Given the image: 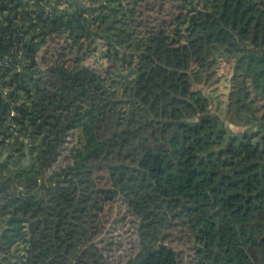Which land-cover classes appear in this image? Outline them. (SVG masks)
I'll use <instances>...</instances> for the list:
<instances>
[{
    "label": "trees",
    "instance_id": "trees-1",
    "mask_svg": "<svg viewBox=\"0 0 264 264\" xmlns=\"http://www.w3.org/2000/svg\"><path fill=\"white\" fill-rule=\"evenodd\" d=\"M0 60V264H264V0H0Z\"/></svg>",
    "mask_w": 264,
    "mask_h": 264
},
{
    "label": "rangeland",
    "instance_id": "rangeland-1",
    "mask_svg": "<svg viewBox=\"0 0 264 264\" xmlns=\"http://www.w3.org/2000/svg\"><path fill=\"white\" fill-rule=\"evenodd\" d=\"M58 41L60 43L64 42L63 40ZM55 47L56 45L50 43L47 47L41 49L38 54L40 64L51 63L52 50ZM88 63L95 67L101 65V63L95 61L94 57H90ZM104 65H106L105 62ZM191 70L194 91L199 92L209 100L211 110L224 119L225 124L230 128L232 133L243 132L245 130L243 122L241 123L238 119H234L232 109L235 110V107L231 109L229 102V94L233 85L231 67L208 47L196 46L192 50ZM2 254L5 257L6 253Z\"/></svg>",
    "mask_w": 264,
    "mask_h": 264
},
{
    "label": "built area",
    "instance_id": "built-area-1",
    "mask_svg": "<svg viewBox=\"0 0 264 264\" xmlns=\"http://www.w3.org/2000/svg\"><path fill=\"white\" fill-rule=\"evenodd\" d=\"M9 62H12V60H9V61H7V63L6 62H4V61H2V60H0V66H3V65H7V66H9ZM12 115H14V113H12ZM13 129L15 130L14 131V134L16 135V136H19V128H17V127H13ZM21 139H22V136H21ZM2 257H3V254H0V260L2 259Z\"/></svg>",
    "mask_w": 264,
    "mask_h": 264
}]
</instances>
